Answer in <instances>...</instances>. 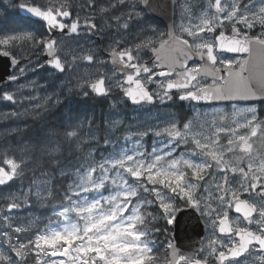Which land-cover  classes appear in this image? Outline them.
Returning a JSON list of instances; mask_svg holds the SVG:
<instances>
[{"label":"snow or ice","instance_id":"obj_1","mask_svg":"<svg viewBox=\"0 0 264 264\" xmlns=\"http://www.w3.org/2000/svg\"><path fill=\"white\" fill-rule=\"evenodd\" d=\"M141 4L148 7L149 0H109L107 6L99 7V12L110 13L106 22L110 19L114 24H108V27L128 29L129 21L141 17L142 10H138ZM86 6L95 9L97 0H87ZM18 7L43 21L48 33L58 31L65 35H80L82 31L87 34L98 29L94 15L81 19L78 13L73 14L71 0H46L44 4L21 0ZM118 8L120 11H116ZM184 13L188 23L182 20L178 27L191 40L169 33L180 45L175 51L184 58L182 61L173 60L171 66L160 63L149 66L141 61V49L158 51L150 37L134 47H121L119 39L109 46L111 63L119 64L121 71L130 70L124 71V79L116 80L115 86L133 104L172 100L174 89L181 101L264 100V60L250 70L247 59L230 60L222 55L226 52L247 53L251 57L254 45L264 51V0H205L195 23L192 22L190 4H185ZM257 26L259 34L249 35ZM226 30L230 35H226ZM24 45L39 46L49 57L48 64L61 73L66 71L65 61L58 54L61 49L57 38L37 37L23 29L0 31V56L9 57L14 68L20 64L16 50ZM194 57H199V61L204 63L189 67L187 61ZM81 59L92 63V49L73 55L71 62ZM176 64L183 71L177 72ZM153 67L160 70L154 72ZM223 69L227 70V77L219 75ZM27 70L26 65H22L16 69L18 74L10 75L8 79L19 80ZM245 72L249 75L245 76ZM201 75L213 76V84L202 86L199 81ZM157 76L165 79L157 80ZM217 78L223 80L225 86L217 87ZM148 84H154L155 89L149 91ZM25 86L21 84L20 88ZM79 86L84 89L80 94L85 97L89 95L88 89L98 96H107L112 90V83L106 86L103 76ZM0 99L16 102L15 94L10 92L0 95ZM59 102L57 98L56 103ZM236 116H242V121H238ZM84 123L68 125L63 129L64 143L55 140L46 145L45 150L49 163L58 169L61 177L70 180L62 197V201L67 203H62L63 210L54 213L66 223L59 230L46 227L43 231L37 228L34 232L36 221L24 224L12 214L13 209L28 204V197L21 199L6 190V194L0 195V200H3L0 239L15 258L0 250V264H159L153 255L151 233L160 229L149 226L156 219L152 212L141 211L143 205L154 202L145 193L158 202L162 209L161 218L168 224L176 221L175 214L181 210L175 203L179 198L206 217V227L212 229L211 237L191 254L180 253L169 241L170 258L164 264H210V260L216 264H247V257L239 259L245 254L255 256L260 264H264V147L257 148L258 144L264 145V119L258 117L255 106L234 114L230 126H216L213 121L211 131H206L203 123L194 127L192 121L177 124L175 119L163 127L128 131L123 139L132 141L133 147L122 145L119 150L108 136L80 135ZM86 123L91 127L93 122ZM118 124L119 121H113V127ZM240 129L247 131L241 132ZM149 133L154 137H166L154 140L150 152L140 141L132 140L134 136L142 140ZM221 133L226 137L223 144ZM89 141L111 147L112 151L96 160L94 149L90 147L87 155L93 157L91 163L83 168L77 166L66 170L62 160L65 152L70 156ZM182 145L185 149L178 153ZM27 164L24 158L17 161L7 152L0 153V165L7 166H0V186L24 177ZM41 175L47 176L48 173L42 171ZM49 183V180L41 181L43 185ZM200 189L206 195H197ZM105 191L108 194H104ZM245 194L259 199L241 198ZM51 195V189L46 187L38 186L35 190L36 202L41 205ZM230 210L240 215L230 219ZM126 212L128 215L125 216ZM57 256H66L68 260L45 259Z\"/></svg>","mask_w":264,"mask_h":264},{"label":"rangeland","instance_id":"obj_2","mask_svg":"<svg viewBox=\"0 0 264 264\" xmlns=\"http://www.w3.org/2000/svg\"><path fill=\"white\" fill-rule=\"evenodd\" d=\"M175 1V8H176V24H175V30L176 33L178 35H183L185 38H188L191 40V38L187 37L186 33H181L179 30V25L181 24L182 20L185 24L188 23V19L186 14L184 13V6L185 4H190L192 6V22L195 23L197 22L195 17L197 15H199V10L200 8H202L205 4V0H174ZM138 10H142L141 5H139ZM96 13H94L95 18H101V29L103 33H106L107 29L109 30L108 24L112 23L114 24V21L108 19L106 22V18L110 15V13H100L99 12V7L96 10ZM145 12L142 10L141 11V17L139 18L140 20L138 21H146L145 17ZM131 21H136V20H131ZM129 21V22H131ZM144 24V22H143ZM147 24H145L144 26H146ZM242 27V26H240ZM107 28V29H106ZM129 28H130V24H129ZM128 29H119L118 32H120L118 35L116 36H111L110 40V44L111 45L115 40H112V38H116L119 40H124L125 37L124 36V32H128ZM117 30V28H114ZM219 31V29H218ZM245 31H248L245 29ZM227 34H230L227 30H226ZM258 35L259 34V27L257 26V28L252 29L249 32V35ZM203 35H208L207 33H204ZM158 36V33H156L155 31L150 33L147 38H151L153 41L156 40ZM130 37L125 38V40H129ZM96 48L95 42L93 40H90L88 37H84L83 40H70V41H64L62 43H60V52L61 54L65 55L66 58V63H69V69H68V74L65 76H62L60 78L57 77V75L53 72H49L48 77H50L51 79H55L56 82V86L52 85L51 88H49V84L52 82H49L47 80V82L40 84L39 86H35L33 84L32 87L27 86V87H23V88H14L8 92L15 94L16 96V102H10L7 101L9 103H11L10 106V110L9 113L11 114V116L9 117L8 115H4L2 120H10L11 118L18 122L21 119H18V117H22L24 116L23 111H26V113H29V111H33L34 109L40 107V105H45L46 103L49 102L50 99L55 98L58 94L61 93H65L64 90L67 89L66 85H68V83L72 82L74 84H76L77 86L81 85V84H85V81L87 80H92L95 79L96 77L99 76H103L105 77L106 82L112 83V90H115L116 86H115V81L116 80H121L118 75L115 73L114 69L111 68L110 66H103L101 69H96L95 66L92 67H88L84 62V60H78L75 63L71 62V57L73 55H79V54H83L84 52H86V50L88 49H94ZM228 58V57H227ZM230 60H240V58H234V57H230L228 58ZM36 67H38V65H36ZM157 79V78H156ZM165 79V78H162ZM162 79H157V80H162ZM59 80V81H58ZM200 84L204 87H206V81L204 80H200ZM118 88V87H117ZM41 89H44V92L40 91ZM53 89V90H52ZM117 90V89H116ZM115 90V91H116ZM24 91H28L29 95H24ZM113 91V93L115 92ZM50 92V93H48ZM43 93V98H45L44 100H41V97H39L40 95H42ZM1 100V99H0ZM29 100H35L36 102L34 104H31ZM40 100V102H38ZM171 100H165L164 102H170ZM22 102H26V103H22ZM112 105V108L115 109L114 111L118 113L122 111V109L119 108V105L115 102ZM252 106H255L257 109V115L260 119H264V103L261 105H257V104H231L229 105L227 108L224 106H211V107H200V106H190L188 109L191 112V118L189 121L193 122V126L197 127L200 124H204L205 126V130L206 131H211V127L210 125L212 124V122H215L216 126H230L232 124V120L234 117V114L239 113L241 110L250 108ZM260 112L262 113V115H260ZM22 114V115H21ZM108 118L110 117V120L108 122V120L105 122V124H101L100 122L96 125H91V127L88 126L87 128V136L94 133L97 137H104V136H108L110 139H112L114 141V143L116 144V149L119 150L120 146H126L127 148H132L133 144L132 141H125L123 139V135L128 132V131H136V130H145V129H149L155 126H160L163 127L165 124H167L169 121H171L172 119H175L177 124H183L180 123L179 120H177L174 115L171 114V112L164 110L163 108H161L160 106L156 107V108H144L142 107H136L134 109L133 112H131L128 115V119H121L119 116L115 113H107ZM221 117H227V119L222 120ZM238 121H242L243 117L242 116H236L235 117ZM90 120L88 119V122ZM113 121H119V124L116 125L115 127H113ZM187 122V121H185ZM123 126V129L119 132V127ZM241 132H245L247 131L246 129H240ZM221 136V143H225L226 142V137L224 133L220 134ZM166 139V137H154L151 133H149L148 136L143 137V139L141 140L140 137H132V140H137L140 141L142 144H144V147L146 148L147 151H151L152 149V145H153V141H159V140H163ZM88 147L86 150L84 151H76L77 152V156L76 157V162H70L67 161L65 164V168L66 170H71L74 169L77 166H80L81 168H83L84 166H86L87 164L91 163L93 160V157H89L87 155L89 148H93L94 149V153L97 151V149L104 147V145L102 144H96L93 141H89L88 143ZM107 148H109V153L108 155L111 153L112 148L105 146ZM264 147V145L258 144L257 148H262ZM185 149V146H181L180 149H178V153L179 152H183ZM45 150H43V153L45 154ZM32 151V148L30 146H25L22 148L21 153L22 155H26L29 152ZM93 153V154H94ZM80 154V155H79ZM108 155L105 156H101L102 157H106ZM231 155V154H230ZM70 162V163H69ZM7 167V166H6ZM95 175V174H94ZM43 180H49L50 183L48 185H43L41 184V181ZM68 182H70V180H68ZM131 182V181H130ZM42 187V188H49L51 189L52 186V179L50 177H46V176H42L39 177L37 179H34L33 181H31V185L28 186L26 189L22 190V194H15L16 196L21 197V199H23L25 196L28 197V204H31L32 202H30V199H34L33 203L34 204H39L37 201V198L35 196V190L37 187ZM149 187H151V185H149ZM159 187V186H158ZM29 188L32 189V192L29 193ZM104 194H108L107 191L104 192ZM197 195L199 196H203L206 195V193L203 192L202 189L198 190ZM91 195V194H89ZM148 199H154V197L148 196L147 193L144 194ZM169 195H172L171 193H169ZM248 196V194H245ZM248 198L251 199H259L258 197H249ZM179 198H176V200H178ZM175 200V203H176ZM182 200V199H179ZM184 201V200H182ZM64 203H67V201H64ZM156 203H158L156 201ZM26 205V204H24ZM22 207L20 209H17L18 211H21ZM58 210H63L62 208L54 210L51 212L50 216L54 217L55 219H51V217L49 216L46 220H45V224L43 223L42 226H40L38 229L40 231H43L46 227H51L53 229H57L59 230L60 228H62L64 226V224L66 223L63 218L56 216L54 213ZM148 211V212H152L150 205H143V207L141 208V211ZM129 211H131V209H129ZM153 213V212H152ZM12 214H14L15 216L16 213H14L12 211ZM74 216V214H72ZM125 216L128 215V213L126 212L124 214ZM203 219L206 223V217L203 216ZM165 220V219H164ZM166 221V220H165ZM167 222V221H166ZM168 226L171 227L172 224H168ZM150 228L154 227V228H158L160 227V225L157 224L156 219L154 221L151 222V224L149 225ZM167 232V230L165 229L164 233H160V231L156 232L153 231L151 233V239L154 241V248H153V255L157 258V260L159 261V264H164V262L166 261L165 257H167L166 252L168 250V243L169 241H166V235L165 233ZM212 235V229L211 227H207V232L206 235L204 237V241L203 243H205ZM217 235V233H216ZM218 236V235H217ZM4 241L2 239H0V250L5 251L6 254H10L15 258V254L14 253H10L8 252V249L5 250V246H4ZM71 251V249H70ZM18 259V258H16ZM31 259V257H30ZM46 260H61L62 258H54V257H45ZM64 260V259H63ZM67 262V260H65Z\"/></svg>","mask_w":264,"mask_h":264},{"label":"flooded vegetation","instance_id":"obj_3","mask_svg":"<svg viewBox=\"0 0 264 264\" xmlns=\"http://www.w3.org/2000/svg\"><path fill=\"white\" fill-rule=\"evenodd\" d=\"M19 2H21V0H4V6L2 7L1 11L3 12V19L5 21H8L10 19V21H12L14 23V22H18L22 19L24 20V18L21 16V14L19 12V7H18ZM29 2H32V0H29ZM35 2L38 4H44L46 2V0H35ZM108 3H109V1L107 2V0H97V7L95 9H93V8H89L86 6L87 0H71V10H72L74 15L78 13L80 15L81 19H83L87 15H94V13H96V15H97L96 10L98 9V7L107 6ZM116 11H120V8H118ZM144 17H145V15H144ZM145 19H146V17H145ZM133 20H136V21L129 22L130 28H129L127 33L124 32V36H123L125 38H127V37H130V38L128 41L125 40V38H124V40H120L121 41V47H124V46L134 47L135 44H137L141 40L147 38V36L153 30V28L150 29V27L148 26L149 24H148L147 20L146 21H138L140 19H133ZM95 22L98 25V29L96 30V32L93 35H91L90 33L86 34L82 31L81 34L76 36V37H62V38H59L57 40H58L59 45H60V43H62L64 41L83 40L84 37H88L90 40H93L95 42V45H96V48H94L92 50L94 53V60L92 63H89L86 60H84L85 61L84 63L88 67L95 66L96 69H101L103 66H110L109 58H108V54H109L108 49L110 46L109 45L110 44L109 39L111 38V36H116L120 32H118V30L114 29L115 28L114 27V28H112L111 33H109V30L107 28H106L107 29L106 33H103L102 29H101V18L100 17L95 18ZM143 22H144V24H143ZM35 23H36L35 25H37V24L39 25L40 30L38 31V30L33 28L32 33L37 37L47 38L49 36V34L47 32L46 26L39 21H35ZM145 24H147V25L144 26ZM38 25H37V28H38ZM9 29H19V27H17L16 25L14 27L11 26V28H8L7 26H3L1 31L9 30ZM157 33H158V39L161 37H162L160 39L161 41L166 39V36H167L166 30L165 31L163 30L162 32H160V34H159V31H157ZM226 35H227V33H226ZM252 35H254V34H252ZM112 40H116V38L113 37ZM158 44H159V41L156 42V44L153 46L155 48H157ZM151 53H152V51L149 49H141L139 52V56H140V59L142 62H146L149 66H154L155 63L152 62ZM37 54L38 55L36 56V59H35V57L31 58L29 56H26L24 58V61H22V64L20 66L26 65L27 69H29V70L26 71L25 75L20 77L17 84L4 88L0 92V95H2L5 92H8L14 88L20 87L21 84L26 85L25 87H27V86L32 87L33 84L35 86H39L40 84L47 82V80L49 82H52L48 85L49 88H51L53 83L56 86L57 81L55 79H51L50 77H48L49 72L55 73L58 78L65 76L69 73L68 69H69V63L70 62L66 63L65 55L61 54V52H59L58 54L62 57V60L65 61V68H66V71L63 74H58L55 71H52L48 68L47 63L43 59V51H41V48H38ZM135 54L136 53H134V55ZM222 55H224L228 58L234 57V56L228 55L226 53H222ZM234 58H237V57H234ZM196 63H200V62H193L189 67H192ZM41 64H43L44 66L40 67ZM36 65H38V67H36ZM217 66H219V64ZM18 68H16V69H18ZM111 68H113V67H111ZM16 69L13 70V74H18L16 72ZM113 69L122 81L124 79V75L120 74L119 70H117L116 68H113ZM159 70H160L159 68L153 67L154 72H157ZM176 71L179 72L178 70H176ZM156 78L162 79V77H158V76ZM106 80L107 79H105V82H106ZM200 80L206 81L205 86H209V85L213 84V80H210L207 78H199V81ZM221 83H222V80H215V85H220ZM106 86H108L107 82H106ZM146 86L148 87L149 91H153L156 87L154 84H148ZM66 87H67V89L64 90V92H65L64 94L63 93L58 94L55 98L50 99L49 102L44 105V107L45 106H48L50 108L53 107L55 105L57 97H59L58 99L64 100V104H63L64 105V112H62V115H64V118H63L64 121H63V124H61L60 128L65 129L70 124L74 125L76 123L85 122L84 127L80 131V135L85 136V137H87L88 124L86 122H88L89 117H87L86 115H79V116L78 115H74V116L71 115V112H70L71 111V105H73L75 100L79 101L80 107L82 106V104H86L85 106H87V103L89 104V106H90L89 108H91L90 109L91 111L89 112V114L91 115V118L89 120L91 122H93L92 125H96L99 122L101 124H103V123L105 124V121L103 120V115H105V112L108 114L109 113L110 114L115 113L117 115H120L119 117L121 119L126 120L127 116H125V115H129L131 112L134 111V109L136 107H142V106L144 108L145 107L146 108H156V107L160 106L164 110L171 112V114L174 115V117L177 120H179L178 115H181L182 111L185 108H189L190 106H193V105L197 106V107L198 106L207 107V106L196 105L193 102L188 101V100L181 101L179 99V93L177 92V90L173 91V99L170 102L161 103L159 100H156L155 105H148V104L134 105V104H131L129 102V100L125 97L123 91L117 87L115 88V90L116 89L117 90L116 91L111 90L106 98H101V97L95 95L94 93L91 92L90 89H88L89 95L87 97H85V96L80 94L84 89H82L80 86H77L76 84H74L72 82L68 83V85H66ZM40 91L44 92V89H41ZM113 91H115V92L113 93ZM48 93H50V92H48ZM25 95H29L28 91H24L23 96H25ZM39 97H41V100L45 99V98H43L44 97L43 93ZM66 100H67V102H66ZM29 101L31 104H34L36 102L35 100H29ZM38 102H40V100ZM115 102L119 105V108L122 109V111L119 113H118V110H117V112H115L114 111L115 109L112 108L111 104H113ZM104 105H105V109L103 108ZM225 106H227V105H225ZM43 108L39 107L38 110L43 109ZM82 109L83 108L81 107V110ZM93 109L95 110V112L92 111ZM23 112H26V111H23ZM50 114L54 115L53 113H50ZM92 115H94V117H92ZM96 116L97 117L100 116L99 119L96 118ZM110 117L111 116H109V118L106 117L105 120H108V122H109ZM36 121H38V126H39L40 119L38 118V119H36ZM56 140H58V139H56ZM53 141H55V140L54 139L49 140V141H47V143H44L42 146L44 147V149H46V145H50ZM60 143L63 144L64 141H60ZM87 147H88V144L85 143L82 146L81 151L86 150ZM241 198H248V196L244 195ZM239 215L240 214L235 213L234 211H231V210L229 212L230 219L233 217H237ZM202 220H203V223L205 225L206 232H207V227H206V223L203 219V216H202ZM217 235L219 236L220 234L217 233ZM203 241H204V238H203ZM202 244H203V242H202ZM246 257H247V264H260V261L257 260L255 258V256L248 257L247 254L239 257V259L245 260ZM165 259L166 260L169 259V256L167 255V257H165ZM210 264H216V262L213 260H210Z\"/></svg>","mask_w":264,"mask_h":264},{"label":"trees","instance_id":"obj_4","mask_svg":"<svg viewBox=\"0 0 264 264\" xmlns=\"http://www.w3.org/2000/svg\"><path fill=\"white\" fill-rule=\"evenodd\" d=\"M102 4V3H101ZM4 6V0H0V31L2 30L3 26H7L11 28V26H17L19 29H23L25 31H31L33 28L36 30H40L36 23L30 22L28 20H20L18 22H12L10 19L5 21L3 19V12L1 11L2 7ZM112 24V23H109ZM156 24V23H155ZM112 28L109 27V33L112 32ZM40 48L39 46H30L24 45L22 48L16 50V55L22 59L23 57H36L37 50ZM64 103L57 104L53 107L45 106L43 109H35L32 113H28L22 117H18L21 119L20 121L16 122L12 118L10 120H2L4 115H8L9 117L11 114L9 113L11 103L7 102L6 100H0V153L7 152L10 156L17 159L19 161L21 158H24L28 161L27 166H25V175L22 178H19L16 181H13L8 187L3 188L0 190V195L6 194V190H10L13 194H22V190L26 189L28 186L31 185V181H33L38 176H41V172L45 171L49 175L54 174L56 179L52 182V195L48 198V201L41 205L34 204V199H30L29 201L32 202L31 204H26L22 206V211H14L16 213V217L18 221L24 224L29 223L30 221H36L37 224L33 228L35 232L37 228L45 224V220L50 216L51 212L57 209L62 208L61 205L64 203L62 201L63 193L68 183L66 178L59 177L58 169L49 163L48 157L45 156L43 153L44 147L42 146L44 143H47L49 140H60L63 141V129L60 128L61 124H63L64 115ZM82 104V110L80 107V103L78 100H75L73 105H71V115H86L91 118L89 112L91 111L89 108V104ZM105 109V105L103 107ZM46 109V110H45ZM92 111L95 112L93 109ZM53 113L54 115H51ZM95 115V114H94ZM92 115V117H94ZM190 116L189 111L184 109L180 115L182 123L187 120ZM107 116L103 115V120ZM100 116H96L99 119ZM40 119V124L38 126V121L36 119ZM25 146H30L32 151L26 155H22L21 150ZM188 147H191L189 145ZM109 148L102 147L97 149V151L93 154V157L96 160L101 159V156L108 155ZM80 155V154H79ZM77 152L74 151L72 155H68L65 152V156L62 157L64 165L67 161L76 162ZM69 162V163H70ZM6 167V165H0ZM153 203L150 205V208L153 212V215L156 216L157 224L160 225L158 227L160 229V233H164L165 229L167 232L166 241L172 242V228L167 225V222L161 218L162 216V209L158 207V203L153 199ZM178 206L186 205L184 201L177 200ZM3 206V200H0V207ZM51 219H55L54 217L50 216ZM5 250L8 249L7 244H4Z\"/></svg>","mask_w":264,"mask_h":264},{"label":"water","instance_id":"obj_5","mask_svg":"<svg viewBox=\"0 0 264 264\" xmlns=\"http://www.w3.org/2000/svg\"><path fill=\"white\" fill-rule=\"evenodd\" d=\"M141 6L146 11L147 15L150 18L161 22L167 28V39L161 41L158 44L156 48L158 50L157 52L152 51L151 53L153 56L152 62L160 63L165 66H171L173 60L182 61L184 58L180 55L179 52L175 51V49L180 46L179 43L174 38L169 36L170 32L173 33V36L176 35L175 30H174V18H175L174 1L173 0H149L148 7H145L143 4H141ZM19 11L23 17L40 21L38 18L33 17L30 13H27L24 9L19 8ZM40 22L44 23L43 21H40ZM94 33H90V34L93 35ZM49 35L57 39L65 37V36L66 37L77 36L76 34L65 35L64 33H60L58 31L49 33ZM162 43H163V46H161ZM226 53L232 54V55H241V56L246 55L244 60L247 59L249 61L248 66L250 70H253L256 67H258L261 61L264 60V51H261L259 47L255 45L253 46L251 57H249L247 53H244V54L231 53V52H226ZM108 57H109L111 66L118 69L120 74L124 75V71H130L127 69L121 71V66L119 64L113 65L111 63V57L109 54H108ZM157 57H159L158 60H157ZM43 58L46 61H48L49 59V57L47 56L45 52L43 53ZM194 61H199V57H194L193 59L188 60L187 64L189 65ZM20 64L16 65L15 68H17ZM48 67L52 70H56L50 64H48ZM15 68L11 66V59L9 57L0 56V91L4 87L11 86L18 82V80L12 81L8 79V77L12 74L13 69ZM176 69L183 71V69L179 67V64H176ZM223 73L227 77L226 69L223 70L219 75H222ZM244 75L245 76L249 75V72H245ZM200 77H205V76L201 75ZM206 77L213 78V76L211 75L206 76ZM221 86H225L224 81H223V85ZM217 87H220V86H217ZM102 97H105V96H102ZM261 101H264V100L234 98V99H210V100H201V101H193V102L197 104H224V103H255V102H261ZM9 185L0 186V190L3 188H6ZM180 209L181 210L175 214L176 221L173 223V238L175 241L174 245L176 246V248L180 250V253L187 255V254L193 253L195 250L200 248L202 237L205 235V227H204V224L202 223L200 214L197 212L195 208L191 206H185ZM170 252H171V249H169V258H170ZM54 258H65L66 260H68V257L66 256L64 257L57 256Z\"/></svg>","mask_w":264,"mask_h":264},{"label":"bare ground","instance_id":"obj_6","mask_svg":"<svg viewBox=\"0 0 264 264\" xmlns=\"http://www.w3.org/2000/svg\"><path fill=\"white\" fill-rule=\"evenodd\" d=\"M189 116V115H188ZM190 119V116L187 118V120H189Z\"/></svg>","mask_w":264,"mask_h":264}]
</instances>
